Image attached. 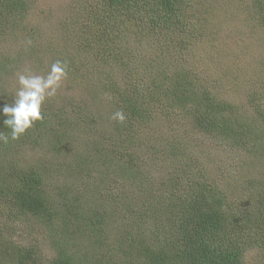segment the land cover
Listing matches in <instances>:
<instances>
[{
  "label": "trees",
  "instance_id": "16d2710c",
  "mask_svg": "<svg viewBox=\"0 0 264 264\" xmlns=\"http://www.w3.org/2000/svg\"><path fill=\"white\" fill-rule=\"evenodd\" d=\"M100 1L73 10L77 21L69 22L67 33L76 58L65 50L51 61L82 83L89 101L46 104L43 119L16 140L3 124L0 102V133L9 136L7 143L0 141V154L31 135L50 154L65 147L57 165L16 168L0 159V214L6 218L0 234L11 228L8 220L29 214L46 220L47 232L57 238L47 263L37 247L0 235V264H248L246 253L254 247L263 258L264 192L257 183L251 187L254 180L239 183L232 177L224 188L219 185L230 160L237 174V155L259 160L263 150L256 133H264V0ZM32 5L33 0H0V32L16 28ZM234 14L243 17L249 32H233L228 52L249 56L257 42L263 49L246 77L237 80L235 74L223 75L239 66L226 63L228 54L217 44V20L228 22ZM29 57L25 45L0 57V77H10L13 66ZM219 61L224 69L214 82L209 77ZM200 70L209 74L204 81L195 75ZM217 81L240 91L245 101L222 100ZM117 112L123 121L113 118ZM197 136L227 153L214 166L222 172L208 171L215 155L200 150ZM159 152L169 159L168 170L160 177L142 174V161ZM51 175H62L55 195L45 188ZM106 175L118 176L110 190ZM87 195L101 199L93 202Z\"/></svg>",
  "mask_w": 264,
  "mask_h": 264
},
{
  "label": "rangeland",
  "instance_id": "374dc122",
  "mask_svg": "<svg viewBox=\"0 0 264 264\" xmlns=\"http://www.w3.org/2000/svg\"><path fill=\"white\" fill-rule=\"evenodd\" d=\"M85 1L90 2V4L94 5V7H97L100 0H33L32 9L23 13L24 15L22 17L17 18L18 22L15 24L17 25L16 28H9L7 26V29L3 30V27H1L2 31L0 32V57L9 58L10 53L18 51L22 45L28 46L30 49V57L28 61H26L25 59L23 60V62L18 61L19 63L13 66V73L10 77H0V102L2 104L12 105L14 103L17 91L21 87L18 82V77L20 74L26 76H40L47 79L49 74L51 73L52 66L56 64L52 63L51 61L53 59H58L59 56L62 57L61 52L67 50L70 55H73L76 58L78 50H70L72 47V45H70L72 36L70 32L67 33V31H70V29L72 28H69V22L73 24V22L77 21L75 15L76 11L73 10L79 8L81 5H84L83 2ZM80 18L85 20L86 15H83L81 17L80 14H78V19L81 20ZM219 19L220 20H217V23L219 25L218 32L221 33L220 37L217 39V44L219 42L218 49L220 52L222 51L223 53L228 54L226 57V63H232L233 68L237 63L239 66V70L235 72H231V70L229 69L225 70L223 68V62L219 61L216 65H213L214 69L211 71V76L209 78L214 80L215 76L221 74L219 73V69L221 68L224 69L223 75H237L236 80L238 78V75L240 74L246 77V72L248 71L247 68H250V66L255 63L256 60H258L260 52L262 53L263 49L260 43L257 42L256 45H253L250 48L249 56L245 55L244 52L240 54L238 52L235 54H231V50L228 52L229 47H231L232 41L226 42V40L230 38L233 32H238L239 35L245 33V31L249 32V26H245L243 17L238 16L237 14L228 16V22L226 20L224 21L222 17H220ZM71 32H74V28ZM8 36H10L11 38H9ZM43 50L47 52L42 53ZM25 56L26 54H24L23 57ZM195 75L200 79H203L204 81L205 79H207L209 74L205 73L204 70H200L198 71V74ZM254 75H256L255 70H253L252 72V76ZM200 79L196 81H200L199 83L201 84L202 80ZM199 83L196 85V87L199 86ZM216 86L218 89L216 93L219 95V97L222 98V100L230 102H238V100L245 101L244 94H242L240 91L231 90L229 88H226L225 86H221L218 81ZM85 92L86 91L84 90L82 83L73 80L72 77L67 78L66 76H63L59 82V86L56 87L55 94L52 96H48L45 99L42 104L41 110L46 104H48V106L61 105V103H65L66 105H68L69 100H78L80 97H83L84 100L89 101V95L86 94V96H84ZM261 94L264 96V85L261 88ZM261 105L262 108H264V100ZM99 109L104 110L106 108H104L103 105L100 104ZM31 132L32 131H30V133ZM256 135L258 138H260V140H258V143L263 148V150H258L261 153L259 160L255 155H245L246 157H244V155H237V159L234 157L237 160L235 164H237L238 167L241 166V170H239L236 174V170L228 166L229 164H233V160H230L232 163H227V165L225 166L227 168L223 174V177L221 178L222 180H220L221 183L219 186H221V188H224V182L234 177L239 183L241 180L245 182L254 180V183L251 185V187H253L254 184L257 183L255 186H257L258 188V192H264V133L259 132V134L256 133ZM40 142L42 143V140L37 139L35 135L29 136L28 139L26 138V136H23L20 140H17L14 149L12 148L9 152H3L2 154H0V159H4L8 163L11 162L13 166H16V168H18L19 166L23 168H31L27 165L35 166L39 163H43L45 165L47 162H54L55 164L53 165H57L58 162H56L55 159L63 158L62 150L65 147L62 146L59 150L53 152V154H50L52 152H47L48 150L44 148ZM196 144L201 146L200 150H203L204 153L215 155L211 159L212 162L209 163L208 171L213 172L212 175H216L222 172L216 170L214 166H221V162L226 159L227 153L223 151V148L217 150V148H214L208 139H202V137L200 136L196 137ZM145 145L148 146V143L146 142V144H143V146ZM232 154L236 155L235 153ZM200 158L202 160L201 156ZM61 160L62 159H59V161ZM154 162H157V166L162 167L161 170H156L155 168H153L152 165ZM169 166V159L165 156L164 153L159 152L152 154L151 159L145 160V162L142 161V164L139 165V170L140 172H142V174H156L158 177H160V175L164 174L168 170ZM61 176L62 175L54 177V175H51V179L48 178V181L45 182V188L48 190L49 194H51L52 191L54 195L56 194L57 188H59L56 186L61 182L58 181L61 179ZM116 177L118 176L108 175L107 177L106 175L104 177L107 179V183L109 180L108 190L111 189V181ZM86 182H88V178ZM71 187L72 186H70V188ZM71 190L72 189H70V191ZM71 192H74V188ZM80 193L81 190L79 189L77 191L78 195L73 194L75 195L73 199L74 206L80 203ZM85 195L83 193L81 194V196L84 197ZM87 196L93 202H98L101 199V196ZM0 220V222L2 223L6 220V218L0 214ZM16 220H8L9 223L11 222V228L3 231L0 235L5 236L6 238L8 237L9 240H11L12 243H16V245H23L26 247H30L29 245H33V247H37V249L41 251L42 258L45 260V262L51 260L53 256L52 247L54 245V241L57 238L52 233L47 232L49 225L46 223V220L29 214L22 215L20 220ZM259 255L260 253L258 248L254 247L248 254L246 253L247 263L264 264V257L259 258Z\"/></svg>",
  "mask_w": 264,
  "mask_h": 264
},
{
  "label": "clouds",
  "instance_id": "9594fccd",
  "mask_svg": "<svg viewBox=\"0 0 264 264\" xmlns=\"http://www.w3.org/2000/svg\"><path fill=\"white\" fill-rule=\"evenodd\" d=\"M66 75L64 67L59 62L52 66L51 73L45 79L40 76H26L20 74L16 98L12 105L5 104L2 113L6 117L3 124L11 129V139H19L36 121L42 120L41 107L48 96L55 94L56 87L63 76ZM114 119L123 121L122 112L114 114ZM0 141L7 143L9 136L0 133Z\"/></svg>",
  "mask_w": 264,
  "mask_h": 264
}]
</instances>
